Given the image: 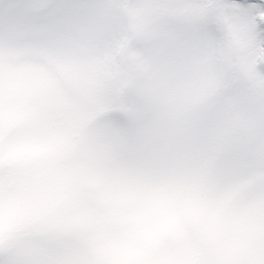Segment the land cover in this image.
I'll return each instance as SVG.
<instances>
[{
	"label": "snow or ice",
	"instance_id": "6c2138e0",
	"mask_svg": "<svg viewBox=\"0 0 264 264\" xmlns=\"http://www.w3.org/2000/svg\"><path fill=\"white\" fill-rule=\"evenodd\" d=\"M0 264H264V0H0Z\"/></svg>",
	"mask_w": 264,
	"mask_h": 264
}]
</instances>
